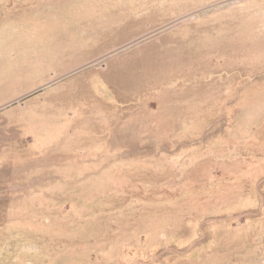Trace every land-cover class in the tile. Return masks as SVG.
<instances>
[{"label": "rangeland", "instance_id": "obj_1", "mask_svg": "<svg viewBox=\"0 0 264 264\" xmlns=\"http://www.w3.org/2000/svg\"><path fill=\"white\" fill-rule=\"evenodd\" d=\"M0 264H264V0H0Z\"/></svg>", "mask_w": 264, "mask_h": 264}]
</instances>
